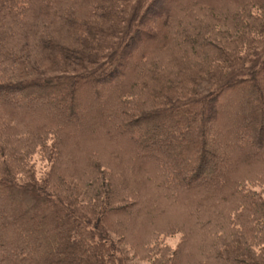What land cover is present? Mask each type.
<instances>
[{"label":"trees","instance_id":"trees-1","mask_svg":"<svg viewBox=\"0 0 264 264\" xmlns=\"http://www.w3.org/2000/svg\"><path fill=\"white\" fill-rule=\"evenodd\" d=\"M180 229L177 264H264V0H0V264Z\"/></svg>","mask_w":264,"mask_h":264},{"label":"rangeland","instance_id":"rangeland-1","mask_svg":"<svg viewBox=\"0 0 264 264\" xmlns=\"http://www.w3.org/2000/svg\"><path fill=\"white\" fill-rule=\"evenodd\" d=\"M168 1H167V3L163 6V9L165 8V9H168ZM162 9V10H163ZM160 11V12H163V11ZM155 13H158V11H156ZM130 25H128L127 26V28L125 29V30H127V29H129L130 27H129ZM150 27V26H149ZM148 27V24H146V22H145V24L144 23H142V27L141 28H143V29H147V28H149ZM124 30V36H126L127 35V31H125ZM123 60V59H122ZM120 66H124V62L123 63H121L120 64ZM239 92V91H238ZM238 92H236V95H238L239 93ZM229 96V95H228ZM235 104H237V103H239L240 104V102H241V98H240V96L239 97H237L236 96V98H235V100L233 101ZM253 114V112H250V114L249 115H252ZM35 160V159H34ZM34 162H36V168H38V170L42 173V171L43 170H45V169H47L48 168V165L46 166V164H44L45 162H39V161H34ZM211 167H212V165H209V166H207L206 168L208 169V170H210L211 169ZM63 179H62V185L60 186L59 185V187H57L58 188V191L57 192H59V194L62 196V197H64V198H68L69 200H71V201H78L77 199H80V198H82V195L80 194L81 193V185H82V183H80V181H78V180H74V179H72V178H70V177H62ZM78 184H79V186H78ZM73 186H75V187H73ZM81 186V187H80ZM54 187V186H53ZM55 190H56V187H55ZM94 199V198H93ZM93 199H89V201H92ZM185 231V230H184ZM118 235L120 236H114V237H116V238H120V241H121V234H119L118 233ZM160 239L163 241L162 243H164L165 245H167L168 247V250L169 251H167V253L165 252V253H163V257L161 258V260H159V264H177V262H178V258L179 257H177V249H178V246H179V243L181 242V241H183L185 238H184V234H183V229H180V230H178V231H175V230H170V231H163V234L160 236ZM119 244H120V246H122V244H121V242H118ZM130 254V253H129ZM128 253H120V254H117V256H118V259H119V262L118 263H120V264H147V262H145V261H143V260H139L138 258H129L130 257V255H129ZM127 255V256H126ZM171 256V257H170ZM127 258V259H124V261H123V258Z\"/></svg>","mask_w":264,"mask_h":264}]
</instances>
